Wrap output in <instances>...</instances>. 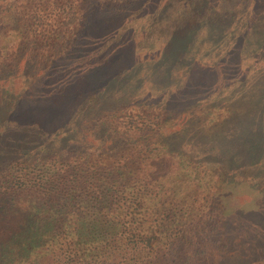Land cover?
Here are the masks:
<instances>
[{
	"label": "rangeland",
	"instance_id": "1",
	"mask_svg": "<svg viewBox=\"0 0 264 264\" xmlns=\"http://www.w3.org/2000/svg\"><path fill=\"white\" fill-rule=\"evenodd\" d=\"M79 7L75 24H13L0 45V222L15 169L39 155L95 153L113 141L120 152L164 147L165 158L221 167L223 240L210 241L220 243L217 264H264V0ZM199 197L204 216L190 246L207 244L201 233L219 211Z\"/></svg>",
	"mask_w": 264,
	"mask_h": 264
},
{
	"label": "trees",
	"instance_id": "2",
	"mask_svg": "<svg viewBox=\"0 0 264 264\" xmlns=\"http://www.w3.org/2000/svg\"><path fill=\"white\" fill-rule=\"evenodd\" d=\"M81 2L0 0V45L11 42L13 24L42 31L75 24ZM112 144L95 153L39 155L15 169L16 180L2 192L0 264H217L220 243L210 241L223 240L226 215L215 197L221 167L191 166L185 154L165 158L164 147L137 153ZM208 175L216 176L211 184L204 183ZM201 194L219 211L201 233L207 244L190 246L196 218L204 216L195 212Z\"/></svg>",
	"mask_w": 264,
	"mask_h": 264
}]
</instances>
